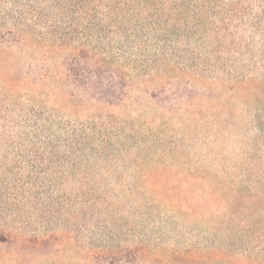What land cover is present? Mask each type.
I'll list each match as a JSON object with an SVG mask.
<instances>
[{
  "label": "rangeland",
  "instance_id": "1",
  "mask_svg": "<svg viewBox=\"0 0 264 264\" xmlns=\"http://www.w3.org/2000/svg\"><path fill=\"white\" fill-rule=\"evenodd\" d=\"M20 51L0 38V234L12 236L0 243V264H92L85 253L89 239L108 251L117 227L129 238L152 241L144 254L148 264H214L209 246L227 239L247 215L258 219L250 201L235 195L247 185L237 183L257 173V134L244 109L212 90L213 79L181 75L175 84L182 98L150 100L148 72L126 65L130 87L123 101L85 103L64 85L58 54L44 61L34 42ZM111 55L119 54L112 49ZM32 107L104 136L88 141L109 152L88 173L121 196L118 207L86 209L82 165L43 162L35 155L42 149L16 141L23 111ZM229 205L245 211L233 213Z\"/></svg>",
  "mask_w": 264,
  "mask_h": 264
},
{
  "label": "trees",
  "instance_id": "2",
  "mask_svg": "<svg viewBox=\"0 0 264 264\" xmlns=\"http://www.w3.org/2000/svg\"><path fill=\"white\" fill-rule=\"evenodd\" d=\"M0 38L19 52L34 42L44 61L58 54L64 85L85 103L123 101L130 87L126 65L148 72L143 79L152 86L146 91L150 100L182 98L175 84L181 75L213 79L217 87L212 90L245 110L243 119L257 134L259 162L256 175L240 180L237 185H247L235 191L236 197L250 201L258 219L247 215L227 239L209 246L210 255L214 264H264V0H0ZM41 75L45 79L49 72L43 69ZM23 114L16 126L19 144L42 149L35 155L43 162L84 168L86 209L119 206L121 196L107 190V181L88 173L91 164L108 157L104 145L88 142L103 138L101 133L92 127H67L33 107ZM229 209L245 211L232 205ZM116 232L118 240L108 251L95 247L90 238L86 260L103 264L107 256V264H148L144 254L151 253L152 241L141 235L129 238L118 227ZM10 236L0 234V243ZM16 238L26 241L23 233Z\"/></svg>",
  "mask_w": 264,
  "mask_h": 264
}]
</instances>
